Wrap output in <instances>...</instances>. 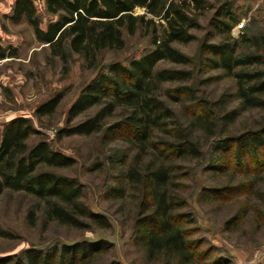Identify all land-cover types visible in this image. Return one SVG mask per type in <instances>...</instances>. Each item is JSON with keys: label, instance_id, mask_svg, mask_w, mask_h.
<instances>
[{"label": "rangeland", "instance_id": "1", "mask_svg": "<svg viewBox=\"0 0 264 264\" xmlns=\"http://www.w3.org/2000/svg\"><path fill=\"white\" fill-rule=\"evenodd\" d=\"M33 1L45 28L57 16L47 10L46 0ZM177 1L184 6L186 1V11L199 21L198 27L190 29L194 40L173 43L190 60L186 64L162 60L156 67L186 69L193 77L161 84L157 94L175 112L162 128L151 129L144 139L131 137L126 127L114 136L106 131L108 126L129 115L131 105L118 106L103 120L102 131L62 138H58L57 133L100 110L104 103L87 109L71 124L67 123L68 109L83 87L98 73L106 71L110 63L126 64L153 48L155 31L157 35L164 34L165 19L147 14V19L154 18L155 25L141 26L134 34L124 30L125 47L100 52L91 65L68 44L65 45L66 58L54 55L47 44L37 39L27 20L14 22L9 18L14 0H0V43L16 53L14 57L0 60V127L14 117L29 118L40 131L28 139L29 145L46 139L53 149L76 160L70 167L41 168L68 175L83 184L84 202L110 222L108 227L89 222V226L79 228L50 220L45 215L47 203L44 200L6 189L0 195V228L10 236L0 235V256L22 253L30 247L47 250L84 240H105L108 247L85 264H166L162 255L149 258L146 246L137 240V220L152 211L148 209L143 213L144 207L152 201L153 192L145 174L164 166L169 180L161 190L176 204L184 205L176 213H189L195 219L194 224H184L189 229V239L200 241L198 245L209 251L212 261L224 257L230 264H264V150L255 151L256 156L249 151L243 162L236 160L235 147L226 155L216 151V145L225 138L258 129L264 122V108L242 109L237 78L223 69L205 66L206 60L200 52L204 41H231L237 44L240 55H264V0H204L201 8L195 6L193 0ZM229 2L240 20L233 24L230 32L218 33L210 25L211 18L220 5ZM145 13L142 7L134 11L136 15ZM254 68L264 70V64L247 69ZM181 85L194 86L198 102L208 109L210 126L199 122L191 125L203 105L194 104L189 97H181V102L169 98V91ZM59 93L63 98L56 110L36 116V108ZM233 109H241L240 115L224 125L220 117ZM178 125L183 130L186 125L193 129L192 138L200 148L198 155L188 153L177 158L174 154L169 158V153L154 145L175 140L170 131ZM220 156H226L227 161L222 163ZM209 188L218 191L205 194V189ZM181 220L188 221L189 217ZM171 264H177L176 259Z\"/></svg>", "mask_w": 264, "mask_h": 264}, {"label": "trees", "instance_id": "2", "mask_svg": "<svg viewBox=\"0 0 264 264\" xmlns=\"http://www.w3.org/2000/svg\"><path fill=\"white\" fill-rule=\"evenodd\" d=\"M193 1L195 6L200 8L205 4L204 0ZM185 4L186 6L177 0H46L47 10L57 18L49 21L44 28L33 0H14L9 15L12 21L27 20L37 39L47 44L54 55L66 58L65 45L68 44L72 51L82 54L91 65L95 64L100 52L125 47L124 30L134 34L141 26L155 25V17L167 21L164 34L157 35L155 31L153 48L126 64L120 61L110 63L106 71L98 73L83 87L68 109L67 123L71 124L81 113L95 105H104L94 116L83 122L61 128L57 133L58 138L102 131L103 120L113 114L118 106L131 105L133 109L123 120L106 128V131L108 129L112 132V136L123 130L122 127H126L131 137L141 136L145 139L150 135L151 129L162 128L175 111L157 94L161 84L187 81L193 77L192 72L186 69L156 67L162 60L182 64L190 60L186 54L173 46L177 41L188 43L194 40L195 35L190 29L199 26L198 18L188 14L186 1ZM137 7L145 8L147 13L134 14ZM147 14L154 18L147 19ZM239 20L229 2L215 10L210 25L218 33H228ZM237 50V44L231 41H204L200 46L201 55L206 60L205 66L223 69L237 78V94L242 100V109L264 108V70L247 69L264 64V55H240ZM14 56L15 51L0 43V60ZM236 68L241 69L235 71ZM168 96L176 102H181L183 96L189 97L194 104L203 105L201 101L198 102L196 90L192 85H181L172 89ZM62 98L63 95L59 93L39 105L35 110L36 116L53 113ZM201 108V113L194 115L191 125L199 122L210 126L208 109L205 105ZM240 113L241 109H233L220 119L224 125H228L234 122ZM186 126V130L178 125L170 131L175 140L156 142L154 145L162 152L169 153V158L174 154L177 158L188 153L198 155L200 148L192 138L193 129ZM36 134H40V131L24 116L14 117L0 127V195L6 189L34 195L47 203L45 215L48 219L74 227H87L89 222L102 227L110 226L106 216L92 211L84 202L83 184L68 175L41 168L70 167L76 160L53 149L46 139L29 145L28 139ZM233 147L238 162H243L249 151L253 155L255 151L262 152L264 122L256 130L225 138L216 145V151L226 155ZM219 158L222 163L227 161L226 156ZM168 173L164 166H160L145 174L147 184L152 187L153 192L152 201L147 203L143 213L148 209L152 211L137 220V240L146 246L148 257L153 259L162 255L167 260L166 264H171L175 259L177 264H230L224 257L212 261L209 251L201 249L198 245L200 241L189 239L190 232L184 224H194L193 215L176 213V210L184 205L176 204L161 190L167 185ZM205 190V194L218 191L213 188ZM142 202L145 204V200ZM184 217H189V220H181ZM0 235L10 236L2 228ZM107 247L108 242L105 240H84L47 250L30 247L22 253L0 256V264H85L89 258Z\"/></svg>", "mask_w": 264, "mask_h": 264}]
</instances>
